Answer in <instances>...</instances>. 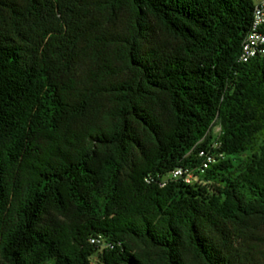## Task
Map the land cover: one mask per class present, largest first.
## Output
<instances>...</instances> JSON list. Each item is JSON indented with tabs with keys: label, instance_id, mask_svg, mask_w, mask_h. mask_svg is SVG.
Masks as SVG:
<instances>
[{
	"label": "trees",
	"instance_id": "obj_1",
	"mask_svg": "<svg viewBox=\"0 0 264 264\" xmlns=\"http://www.w3.org/2000/svg\"><path fill=\"white\" fill-rule=\"evenodd\" d=\"M254 4L0 0V264H264Z\"/></svg>",
	"mask_w": 264,
	"mask_h": 264
},
{
	"label": "built area",
	"instance_id": "obj_2",
	"mask_svg": "<svg viewBox=\"0 0 264 264\" xmlns=\"http://www.w3.org/2000/svg\"><path fill=\"white\" fill-rule=\"evenodd\" d=\"M262 56H264V0H255L251 28L242 42L239 60L242 63H248L252 59ZM218 132L219 128H216L215 133ZM217 146V143L213 145V147ZM200 156L205 159L202 167L199 169L203 173L208 165L214 162V158L213 156L206 155L204 152H200ZM167 178L174 180L183 179L186 183L198 181V177L188 168H176ZM100 241H102L100 238L92 240V242L97 243ZM105 246L108 247L107 244Z\"/></svg>",
	"mask_w": 264,
	"mask_h": 264
}]
</instances>
